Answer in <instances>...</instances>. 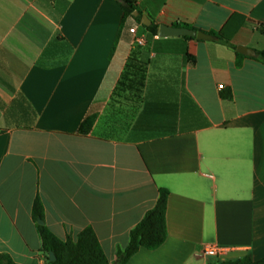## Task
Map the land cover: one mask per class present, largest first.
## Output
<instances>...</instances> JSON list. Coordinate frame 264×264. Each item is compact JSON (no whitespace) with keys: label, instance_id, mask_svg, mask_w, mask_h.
I'll return each instance as SVG.
<instances>
[{"label":"crops","instance_id":"0c3cea01","mask_svg":"<svg viewBox=\"0 0 264 264\" xmlns=\"http://www.w3.org/2000/svg\"><path fill=\"white\" fill-rule=\"evenodd\" d=\"M135 1L215 39L147 34L134 48L142 28L120 31V0H0V253L14 264H46L36 198L57 238L90 227L115 264L160 189L166 239L125 264L264 257V64L236 56L264 51V0ZM132 51L148 56L143 87L118 114L123 136L100 134ZM209 245L223 250L196 256Z\"/></svg>","mask_w":264,"mask_h":264},{"label":"trees","instance_id":"16d2710c","mask_svg":"<svg viewBox=\"0 0 264 264\" xmlns=\"http://www.w3.org/2000/svg\"><path fill=\"white\" fill-rule=\"evenodd\" d=\"M122 8V18L120 22V31L132 24H140L142 13L136 5L135 0H120ZM134 12H138L135 16ZM175 26L194 29L191 25L176 22ZM148 32V38L158 34L159 25L151 22L149 26H143ZM188 37V36H185ZM217 38L229 43L230 39L222 33H218ZM234 48V47H233ZM239 59L243 57L241 53L236 52ZM256 60L264 64V51H256ZM148 56L145 52H134L128 57L121 76L114 87L112 95L116 91L132 93L138 98L139 92L143 87L144 69L148 64ZM222 97L230 98L231 93L224 92ZM168 192L160 189L155 205L148 210L143 218L131 229L129 233L128 244L123 249H118L115 264H125L128 259L137 252L141 247L154 250L157 249L165 241L167 236V228L165 222V213L167 206ZM32 217L34 221L43 220V205L39 198H36L32 205ZM36 227L41 238V250L44 253L52 251L55 256L54 261L46 260V264H110L98 239L92 230L87 227L83 229L76 240L67 238L60 240L57 238L43 223H36ZM0 264H14L11 258L4 253H0ZM220 264H264V257L258 261H253L249 255L236 261H226Z\"/></svg>","mask_w":264,"mask_h":264},{"label":"water","instance_id":"95a60500","mask_svg":"<svg viewBox=\"0 0 264 264\" xmlns=\"http://www.w3.org/2000/svg\"><path fill=\"white\" fill-rule=\"evenodd\" d=\"M134 15L137 16L138 12H134ZM141 24L143 26H149L151 24V20L148 18L147 15H142L141 17ZM158 35L161 37H168V36H188V37H194L198 40H213L215 39L214 35L205 33L200 30H195V29H190L186 27H178V26H173V25H165V24H160L158 27ZM236 51L238 53L244 54L246 56H255L256 52L248 47L244 46H237ZM38 223L42 224V220H38ZM48 260L49 261H54L55 256L52 251L48 253Z\"/></svg>","mask_w":264,"mask_h":264},{"label":"rangeland","instance_id":"374dc122","mask_svg":"<svg viewBox=\"0 0 264 264\" xmlns=\"http://www.w3.org/2000/svg\"><path fill=\"white\" fill-rule=\"evenodd\" d=\"M135 101V96L132 93L116 91V93L112 95L109 102L112 108V112L115 113L114 119H112L110 122L102 121L101 123H99L98 133L107 136H114L115 138H121L123 136V132L126 129V125L124 124L125 122H122L120 120L119 115L121 113H124L127 104H133V102ZM116 117H119V119Z\"/></svg>","mask_w":264,"mask_h":264},{"label":"built area","instance_id":"2783aa9c","mask_svg":"<svg viewBox=\"0 0 264 264\" xmlns=\"http://www.w3.org/2000/svg\"><path fill=\"white\" fill-rule=\"evenodd\" d=\"M139 26L142 28V31L140 32L137 30V27H132L129 29V32L132 35L131 45L134 48L143 47L147 44L148 32L141 23L139 24ZM259 27L264 29V24L259 25ZM222 88L223 85H218V89H222ZM222 250L223 247L220 246H215V245L204 246L196 253V256L200 258L218 256Z\"/></svg>","mask_w":264,"mask_h":264}]
</instances>
